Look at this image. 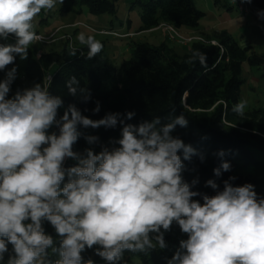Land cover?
<instances>
[{
    "label": "clouds",
    "instance_id": "clouds-1",
    "mask_svg": "<svg viewBox=\"0 0 264 264\" xmlns=\"http://www.w3.org/2000/svg\"><path fill=\"white\" fill-rule=\"evenodd\" d=\"M57 2L64 0H0V39L16 38L0 44V264H94L82 256L94 246L107 264H119L125 251L166 249L165 233L174 224L187 239L167 264H264V197L250 183L234 185L235 177L222 181V188L205 181L214 195L193 190L198 180L186 182L182 173L195 150L173 135L177 126L187 127L184 115L134 124L127 121L135 112L91 119L75 104L60 115L62 98L40 83L9 98L17 68L8 66L17 57L26 60L29 46L43 39L33 20ZM257 15L264 18V10ZM76 39L87 46L88 59L103 49L93 36ZM76 84L75 77L66 84L73 96ZM80 91L90 100L87 89ZM245 107L240 101L232 111L242 116ZM99 109L97 102L92 111ZM118 125L119 137L107 144L82 131ZM80 139L89 145L82 153L73 150ZM69 159L75 163L65 167ZM221 169L229 171L230 164L223 162L214 175ZM45 223L60 238L58 246ZM49 249L59 258L49 259Z\"/></svg>",
    "mask_w": 264,
    "mask_h": 264
},
{
    "label": "trees",
    "instance_id": "trees-1",
    "mask_svg": "<svg viewBox=\"0 0 264 264\" xmlns=\"http://www.w3.org/2000/svg\"><path fill=\"white\" fill-rule=\"evenodd\" d=\"M69 1L70 5L64 6L62 12L79 14L86 6L92 15L115 17L119 11L116 0ZM213 1L218 6L223 0ZM235 1L249 9L264 10V0H251L250 3ZM137 8L140 12V32L157 28L162 20L177 29L197 30L206 17L196 7L194 0H133L130 9ZM9 37L16 40L13 35ZM207 41L194 43L184 56L176 54L166 45L154 47L136 44L133 57L124 60L118 71L106 54V47L103 46L100 53L88 59L86 46L83 54L68 58L63 55L64 61H59L61 57H58L60 64L49 81H46V73L54 63L53 55L45 56L39 63L29 48L28 58L22 60L17 57L13 66L17 68L16 78H25L31 86L40 83L48 88L50 94L62 98L64 103L59 110L60 115L69 104H75L83 115L91 119H100L109 113H121L123 118L126 112H135V116L127 121L134 124L156 117H160L162 123H167L184 115L188 120L187 127L177 126L173 135L195 150L191 159L184 161L185 170L182 173L186 182L198 180L193 190L214 195L210 187H205V181L216 180L222 188V181L235 177L232 181L234 185L250 183L255 186L258 198L264 197V115L258 111L244 112L241 116L232 111L233 106L241 101L247 83L243 76V65L248 64L251 69H264V54L257 55L252 53V47L240 46L225 31L215 33ZM72 77L78 81L73 85L77 88L76 96L69 94L66 86ZM81 89L90 92V100H83ZM17 90L23 89L11 88L9 98ZM97 102L100 109L94 114L92 110ZM82 131L98 136L100 144H107L110 138L119 137L120 126ZM100 144L92 147L99 151ZM87 147L89 145L80 139L73 150L83 152ZM223 162L230 164V170L221 169V175L217 177L213 169L219 168ZM44 227L58 246L60 238L54 229L47 223ZM183 239H187V235L173 229L165 235L166 249L157 247L147 253L126 252L141 264H167ZM48 251L52 261L59 258L51 249ZM82 256L85 260H93L94 264H107L95 255V246L83 252ZM7 258L6 253L5 261Z\"/></svg>",
    "mask_w": 264,
    "mask_h": 264
},
{
    "label": "rangeland",
    "instance_id": "rangeland-1",
    "mask_svg": "<svg viewBox=\"0 0 264 264\" xmlns=\"http://www.w3.org/2000/svg\"><path fill=\"white\" fill-rule=\"evenodd\" d=\"M116 1L119 11L115 17L107 14L92 15L86 6L82 7L79 14L62 12L64 6L70 5L69 0H64L63 4L57 2L50 10H41L34 18L33 25L34 31L43 39L34 41L29 48L35 53V58L39 63L45 56L53 55L51 57L54 63L46 73V81H49L56 72L60 64L57 61L58 57H61L58 58L59 61H64L66 57H73L69 55L73 48L77 50L76 55L83 54L86 45H81L76 39L80 33L93 36L106 47V54L114 64L116 71L124 60L133 57L136 44H147L154 47L166 45L176 54L184 56L188 54L194 43H207L208 38L222 31L231 35L240 46L252 47V53L264 54V18L258 17L259 10L249 9L235 0H223L218 6L213 0H194L196 7L206 14L197 30L177 29L162 20L157 28L144 32L139 31V9H130L133 0ZM168 27H174L180 37L191 41L186 42L173 38ZM15 42L16 40L10 37L0 39V44H14ZM211 42L217 44L215 41ZM12 67L13 65H9L8 69ZM4 75V72L0 73V80L4 78ZM243 76L247 81L241 99V101H246L244 112L259 111L264 115V69H251L248 64H244ZM13 87L25 89L32 86L25 78H16L11 88ZM51 131H56V129L53 128ZM66 161V166L75 163L70 159ZM173 229L180 230L175 224ZM119 263L141 264L137 258H132V255H128L126 251Z\"/></svg>",
    "mask_w": 264,
    "mask_h": 264
},
{
    "label": "built area",
    "instance_id": "built-area-1",
    "mask_svg": "<svg viewBox=\"0 0 264 264\" xmlns=\"http://www.w3.org/2000/svg\"><path fill=\"white\" fill-rule=\"evenodd\" d=\"M167 29H168V31H170V33H171V35H172L173 38L182 39V40H184L186 42L187 41H189V42L191 41V40L183 39V37H180V35L178 34V32H176V30L174 29V27H168ZM212 44H216V43H212ZM66 162H65V167H66Z\"/></svg>",
    "mask_w": 264,
    "mask_h": 264
}]
</instances>
